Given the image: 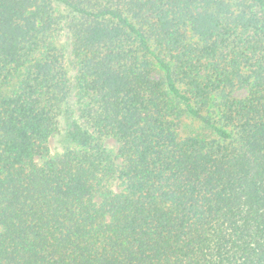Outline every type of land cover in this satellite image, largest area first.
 <instances>
[{"label":"trees","instance_id":"16d2710c","mask_svg":"<svg viewBox=\"0 0 264 264\" xmlns=\"http://www.w3.org/2000/svg\"><path fill=\"white\" fill-rule=\"evenodd\" d=\"M0 264H264V0H0Z\"/></svg>","mask_w":264,"mask_h":264},{"label":"rangeland","instance_id":"374dc122","mask_svg":"<svg viewBox=\"0 0 264 264\" xmlns=\"http://www.w3.org/2000/svg\"><path fill=\"white\" fill-rule=\"evenodd\" d=\"M105 143H106V146L109 147V148H113V149L116 148V145L113 142V140H106ZM50 146H51L52 151H55V150L57 151L58 150V148L56 146V143L53 140H51Z\"/></svg>","mask_w":264,"mask_h":264}]
</instances>
